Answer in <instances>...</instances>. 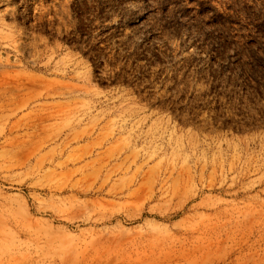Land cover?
Instances as JSON below:
<instances>
[{
  "label": "rangeland",
  "instance_id": "1",
  "mask_svg": "<svg viewBox=\"0 0 264 264\" xmlns=\"http://www.w3.org/2000/svg\"><path fill=\"white\" fill-rule=\"evenodd\" d=\"M0 264H264V0H0Z\"/></svg>",
  "mask_w": 264,
  "mask_h": 264
}]
</instances>
